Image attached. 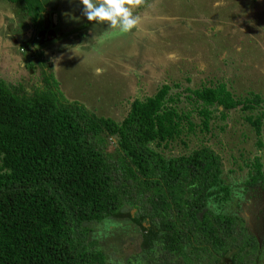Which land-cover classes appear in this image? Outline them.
<instances>
[{
  "label": "trees",
  "instance_id": "obj_1",
  "mask_svg": "<svg viewBox=\"0 0 264 264\" xmlns=\"http://www.w3.org/2000/svg\"><path fill=\"white\" fill-rule=\"evenodd\" d=\"M6 1L20 6L34 25L48 5ZM30 39L23 45L32 50ZM38 67L40 85L30 92L0 79V264H110L87 240L83 223L113 215L122 204L139 213L128 218L142 230L139 251L126 264H243L249 256L253 264L260 250L242 219L205 209L213 191L221 192V201L229 199L218 154L202 145L165 159L156 148L194 130L190 112L206 132L212 110L224 118L238 106L256 109L262 102L257 93L240 99L223 83L186 87L192 109L185 111L163 83L130 101L116 122L66 99L47 65L39 61ZM245 119L259 148L262 117ZM108 137H114L113 159ZM252 167V181H264L257 156Z\"/></svg>",
  "mask_w": 264,
  "mask_h": 264
},
{
  "label": "rangeland",
  "instance_id": "obj_2",
  "mask_svg": "<svg viewBox=\"0 0 264 264\" xmlns=\"http://www.w3.org/2000/svg\"><path fill=\"white\" fill-rule=\"evenodd\" d=\"M13 6H0V78L11 87L30 92L40 85L42 61L66 99L116 122L125 116L130 101L152 95L163 83L174 96L178 94L177 108L182 110L192 109L186 87L223 83L235 98L250 97L249 93L262 98L258 108L243 111L238 106L226 111L224 118L212 110L206 132L200 130V117L192 111L194 130H183L179 138L156 149L165 159L202 145L218 154L219 177L228 187L229 199L221 201V192L213 191L205 209L239 216L247 233L258 237L260 251L253 264H264V181L251 178L255 156L264 171V0H145L135 10L138 27L126 33L89 22L80 0H48L38 25L20 6ZM28 30H32L29 44L34 53L23 45ZM7 41L19 51L23 48L21 64L15 65L14 56L6 61L7 49L14 47ZM249 115L262 117L259 148L245 119ZM111 138L106 140V152L113 159L117 153ZM138 214L122 204L113 215L83 223L87 240L103 250L106 262L126 264L139 251L142 230L128 218ZM251 260L249 256L243 264Z\"/></svg>",
  "mask_w": 264,
  "mask_h": 264
},
{
  "label": "clouds",
  "instance_id": "obj_3",
  "mask_svg": "<svg viewBox=\"0 0 264 264\" xmlns=\"http://www.w3.org/2000/svg\"><path fill=\"white\" fill-rule=\"evenodd\" d=\"M82 14L89 22L108 24L121 32L137 28L140 17L135 10L144 5L145 0H80Z\"/></svg>",
  "mask_w": 264,
  "mask_h": 264
},
{
  "label": "crops",
  "instance_id": "obj_4",
  "mask_svg": "<svg viewBox=\"0 0 264 264\" xmlns=\"http://www.w3.org/2000/svg\"><path fill=\"white\" fill-rule=\"evenodd\" d=\"M6 1V0H5ZM10 5L11 6H13V5H15V4H13V3H10V2H0V6H6L7 8H9L10 9ZM14 7V10H15V6H13ZM13 16V14L12 15H10V17H12ZM2 18V17H1ZM2 22H3V20H2ZM2 22H1V19H0V26L2 25ZM244 22H245V20H244ZM10 24H12V22H9ZM29 31V34L31 33V31L30 30H28ZM26 36H27V33L25 32L24 33ZM15 37H17V38H19L20 37V35L18 36L17 34H15L14 35ZM12 39V38H11ZM11 39H9V37H7V40H11ZM16 41V43H19V40H15ZM8 42V41H7ZM4 43H6V41L4 40ZM9 44V46L11 47V46H14L13 45V43H10V42H8ZM9 52L7 53V56H9V57H7L6 58V61H9L10 60V58L12 57V56H14L13 58L15 59V65L17 66V65H19V64H21V62H19L18 60L19 59H21L22 60V58L24 59V54H21L23 51V49H21L20 51L14 46L12 49H7ZM6 52V51H5ZM9 54V55H8ZM0 56H2V53L0 52ZM3 56H4V54H3ZM19 56H21V57H19ZM20 60V61H21ZM1 79V78H0Z\"/></svg>",
  "mask_w": 264,
  "mask_h": 264
},
{
  "label": "flooded vegetation",
  "instance_id": "obj_5",
  "mask_svg": "<svg viewBox=\"0 0 264 264\" xmlns=\"http://www.w3.org/2000/svg\"><path fill=\"white\" fill-rule=\"evenodd\" d=\"M263 226H264V224H263ZM262 230H263V228H262ZM262 230H260V231H262ZM253 236H254V238L256 239V241H257V244H258V237L256 236V235H254L253 233H251Z\"/></svg>",
  "mask_w": 264,
  "mask_h": 264
},
{
  "label": "built area",
  "instance_id": "obj_6",
  "mask_svg": "<svg viewBox=\"0 0 264 264\" xmlns=\"http://www.w3.org/2000/svg\"><path fill=\"white\" fill-rule=\"evenodd\" d=\"M24 33H25V32H24ZM25 36H26V35H25ZM29 36H30V34H29ZM29 36H26L25 39L29 38Z\"/></svg>",
  "mask_w": 264,
  "mask_h": 264
}]
</instances>
